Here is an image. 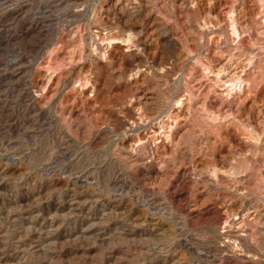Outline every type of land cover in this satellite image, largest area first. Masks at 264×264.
Listing matches in <instances>:
<instances>
[{"label":"rangeland","instance_id":"rangeland-1","mask_svg":"<svg viewBox=\"0 0 264 264\" xmlns=\"http://www.w3.org/2000/svg\"><path fill=\"white\" fill-rule=\"evenodd\" d=\"M0 264H264V0H0Z\"/></svg>","mask_w":264,"mask_h":264},{"label":"bare ground","instance_id":"bare-ground-1","mask_svg":"<svg viewBox=\"0 0 264 264\" xmlns=\"http://www.w3.org/2000/svg\"><path fill=\"white\" fill-rule=\"evenodd\" d=\"M67 5V4H66ZM69 5V4H68ZM143 5V4H142ZM148 6V5H147ZM128 7V6H127ZM172 7V6H171ZM182 7V6H181ZM134 8V7H133ZM132 8V9H133ZM183 9H185L186 10V8L185 7H182ZM69 11V10H68ZM121 12V11H120ZM132 12V11H131ZM151 12V11H150ZM185 13H186V16H185V19L187 20L186 22L188 23V25L190 26L191 25V20H190V16H189V14H188V11L186 10L185 11ZM136 15V14H135ZM134 15V16H135ZM147 16V15H146ZM148 16H150V15H148ZM133 17V16H132ZM157 17V16H156ZM155 18V17H154ZM179 18V17H178ZM181 18V17H180ZM179 18V19H180ZM129 19V18H128ZM102 20V19H101ZM157 19H154L153 21H156ZM103 21V20H102ZM127 21V20H126ZM185 22V21H184ZM155 23V22H154ZM133 24V23H132ZM106 27H107V25H105ZM138 26H140V25H138ZM108 28L111 30V28L108 26ZM190 28H191V26H190ZM246 29H247V27H245ZM190 30V29H189ZM252 30V29H251ZM128 31V33H126L127 35L126 36H119V38H111V42L109 43V45L107 46V48H109V47H112L113 46V44H115V43H117V42H132V44H134V42H133V39H134V37H135V35H137L136 34V32H135V29H133L132 27H130L129 28V30L127 29L126 30V32ZM227 31V30H226ZM141 32V31H140ZM140 32H138V33H140ZM251 32V31H250ZM125 33V32H124ZM139 36V35H138ZM140 36H141V34H140ZM148 36V35H147ZM146 37V36H145ZM139 38V37H138ZM137 38V39H138ZM149 38L150 37H148V38H141L140 39V42L136 45L135 44V46H143V47H145V48H148V51L150 50V52H148V53H151V50H152V45H149L148 44V41H149ZM135 39H136V37H135ZM152 39V38H151ZM150 39V40H151ZM139 40V39H138ZM136 41V40H135ZM152 42H153V40H151ZM150 41V42H151ZM154 41L156 42V43H160V42H162V39L161 38H156V39H154ZM65 42V41H64ZM151 42V43H152ZM154 42V43H155ZM74 43V42H73ZM136 43V42H135ZM64 44V43H63ZM157 44V45H158ZM161 44V43H160ZM159 44V45H160ZM154 45V44H153ZM61 46V45H60ZM134 46V45H133ZM63 47V46H62ZM60 48V47H59ZM69 48V47H68ZM158 48V47H157ZM220 48V47H219ZM226 48V47H225ZM58 49V48H57ZM128 49H130V48H128ZM221 50H222V48H221ZM57 51V50H56ZM60 52V51H59ZM137 52V51H136ZM144 52H146V51H144ZM143 52V53H144ZM222 52V51H221ZM153 53V52H152ZM220 53V52H219ZM224 53V52H223ZM149 55V54H148ZM152 55V54H151ZM179 55V54H178ZM207 55V54H206ZM221 55H222V53H221ZM225 55V54H224ZM102 56V55H101ZM107 56V55H106ZM152 56H154V54L152 55ZM214 56V55H213ZM212 56V57H213ZM205 57V56H204ZM211 57V56H210ZM103 58H105V56L103 57ZM153 59V58H152ZM156 59V58H155ZM157 60V59H156ZM207 60V59H206ZM104 62V61H103ZM105 63V62H104ZM137 64V63H136ZM102 66V65H101ZM128 66V65H127ZM140 66V65H139ZM102 69H107L105 66L102 68ZM135 67H134V65H132V64H129V68H128V72H130L131 74L132 73H134L135 72ZM125 70V71H126ZM139 70V69H138ZM105 72H106V70H104ZM104 72V73H105ZM141 72V71H140ZM103 73V74H104ZM107 74V73H106ZM130 74V75H131ZM135 75H134V77L136 78V76L137 75H139L140 73H139V71H137V72H135L134 73ZM44 75V74H43ZM109 75V74H108ZM107 75V76H108ZM129 76V75H128ZM132 76H133V74H132ZM137 77H139V76H137ZM104 78H106V77H104ZM108 78V80H111V77L109 76V77H107ZM132 78V77H131ZM107 80V79H106ZM140 80V79H139ZM89 81V80H88ZM136 81V83H138L139 81H138V79H136L135 80ZM90 82V81H89ZM89 82H87L85 85H87ZM135 84V83H134ZM139 84V83H138ZM32 86H33V88H37V87H35V83H33L32 84ZM125 86V85H124ZM126 88V87H125ZM38 89V88H37ZM130 89V88H129ZM147 91V90H146ZM125 93V92H124ZM123 94V93H122ZM124 95V94H123ZM145 95V94H144ZM104 96V95H103ZM120 96H122V95H120ZM194 96V95H193ZM136 97V96H135ZM122 98V97H121ZM128 98H130V100L132 101L133 100V98H134V96H132L130 93H126L124 96H123V99H128ZM143 98V97H142ZM146 98V97H145ZM144 99V98H143ZM142 99V100H143ZM147 99V98H146ZM150 99H152L151 97H148V101L150 100ZM187 99V98H186ZM145 101L146 102V104H147V102L148 101ZM139 101V100H138ZM123 102V101H122ZM180 102H183L181 99L179 100V101H177L176 102V104H179ZM144 103V102H143ZM130 104H132V103H130ZM214 104V103H213ZM209 105V104H208ZM183 106V105H182ZM212 107V106H211ZM210 107V108H211ZM205 108H206V106H205ZM216 108V107H215ZM213 109V108H212ZM212 111V110H211ZM129 113H128V115H129V120L128 121H130L131 120V122H133V123H136V121H137V119H134V116H132V114H131V112L130 111H128ZM127 114V113H126ZM146 117V116H145ZM111 118V117H110ZM140 118V117H139ZM150 118V117H149ZM148 118V119H149ZM152 118V117H151ZM157 119V118H156ZM110 120V119H109ZM108 119H107V121H109ZM136 120V121H135ZM101 121V120H100ZM111 121H113L115 124H117V125H120L121 124V122H120V120L119 119H112ZM110 121V122H111ZM141 121V120H140ZM142 121H143V118H142ZM141 121V122H142ZM105 122H106V120H105ZM133 123H131V125H133ZM139 123V122H138ZM112 125V124H111ZM116 126V125H115ZM114 126V127H115ZM127 138V137H126ZM141 138H142V136H141ZM140 138V142L141 143H143L142 142V139ZM119 143V142H118ZM144 144V143H143ZM126 144L123 142V143H120V144H118V148H119V154L122 156V158L127 162V164H128V166L130 167V168H133V169H143L145 172H146V174H148V158H146V156L148 155V153H147V155L145 156V154L144 153H142V152H138V150H137V152H131V151H129V149L125 146ZM142 145V144H141ZM116 147V148H117ZM131 149V148H130ZM255 153V152H254ZM252 154V153H251ZM165 158V157H164ZM162 159V158H161ZM164 161H165V159H164ZM253 161V160H252ZM150 163V162H149ZM197 163V162H196ZM203 164H204V162H202ZM202 163H201V165H202ZM207 163V162H206ZM167 164V163H166ZM199 164V163H198ZM206 165V164H205ZM254 165V164H253ZM149 166H150V164H149ZM193 166H195V165H193ZM190 166H188V168H189ZM194 169H192V170H194V174H195V176L197 177V179L198 180H200L201 182H203L204 184H209L210 182H211V175H209L208 174V172H206V170H205V168H204V165L202 166V168H200L199 166H195V167H193ZM132 170V169H131ZM182 170V169H181ZM185 170H187V169H185ZM191 171V170H190ZM137 172H138V170H137ZM185 172V171H184ZM192 172V171H191ZM193 175V174H192ZM150 177V176H149ZM152 177V176H151ZM194 177V176H193ZM194 179V178H193ZM195 180V179H194ZM219 183V182H218ZM212 184V183H211ZM97 202V201H96ZM78 204H80V203H78ZM238 204H240V203H238ZM74 204H72L71 206H73ZM225 204H224V202H223V205L222 206H224ZM229 205V204H228ZM227 205V207H228V210H230V212L232 211H235V212H237L236 211V208H237V203L235 202V203H232V204H230L229 206ZM80 207V205H77V207ZM258 205H257V203L255 202V204H254V207H257ZM221 207V206H220ZM82 209V208H81ZM78 210V209H77ZM196 209L194 208V210L193 211H195ZM238 210V209H237ZM192 211V212H193ZM231 212V213H232ZM234 212V213H235ZM32 213V212H31ZM191 213V212H190ZM189 215V214H188ZM37 219L39 218V216L38 217H36ZM33 219V218H32ZM36 223V222H35ZM53 223V222H52ZM55 224V223H54ZM53 225V224H52ZM36 232V231H35ZM238 235V234H237ZM156 239V238H155ZM159 239V238H158ZM38 241V240H37ZM3 259V258H2Z\"/></svg>","mask_w":264,"mask_h":264}]
</instances>
